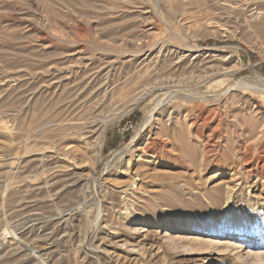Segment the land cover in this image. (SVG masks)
I'll return each instance as SVG.
<instances>
[{
    "label": "rangeland",
    "instance_id": "1",
    "mask_svg": "<svg viewBox=\"0 0 264 264\" xmlns=\"http://www.w3.org/2000/svg\"><path fill=\"white\" fill-rule=\"evenodd\" d=\"M262 23L264 0H0V264H264Z\"/></svg>",
    "mask_w": 264,
    "mask_h": 264
},
{
    "label": "bare ground",
    "instance_id": "2",
    "mask_svg": "<svg viewBox=\"0 0 264 264\" xmlns=\"http://www.w3.org/2000/svg\"><path fill=\"white\" fill-rule=\"evenodd\" d=\"M254 3V2H253ZM256 15V14H255ZM257 15H259V14H257ZM256 15V16H257ZM251 18V17H250ZM258 30L260 31V33H264V23H262L259 27H258ZM138 44V43H137ZM158 50V49H157ZM175 53V52H174ZM159 58V57H158ZM181 65V64H180ZM144 69H146V68H144ZM144 72V71H143ZM146 72V71H145ZM168 77V76H167ZM162 78V77H161ZM207 81V80H206ZM258 81V80H257ZM258 83V82H257ZM259 83H260V85L264 88V79H262V78H259ZM154 86V85H153ZM169 86V85H168ZM171 86V85H170ZM177 86V85H176ZM186 87V86H185ZM112 88V87H111ZM260 88V87H259ZM261 92H262V90H260ZM190 96V95H189ZM191 97V96H190ZM189 99H191V98H189ZM161 102V101H160ZM252 105V104H251ZM254 107V106H253ZM254 108H256V107H254ZM207 113V112H206ZM206 116V115H205ZM216 116V115H215ZM201 117V116H200ZM204 117V116H203ZM220 118V117H219ZM204 120V119H203ZM212 120V119H211ZM87 121V120H86ZM200 121H202V120H200ZM204 122L205 121H203L202 122V124H204ZM221 122V121H220ZM219 122V123H220ZM249 122V121H248ZM90 123V122H89ZM196 123V122H195ZM86 124V123H85ZM207 124V123H206ZM196 125V124H195ZM221 125V124H220ZM49 126V125H48ZM202 126V125H201ZM205 126V125H204ZM216 126V125H215ZM45 127H47V126H45ZM45 127H42V128H45ZM211 127V126H210ZM209 127V128H210ZM217 127V126H216ZM221 127V126H220ZM223 129V128H222ZM213 130V129H212ZM198 131V130H197ZM214 131H215V129H214ZM214 131H211L212 133L211 134H213V132ZM218 131V130H217ZM223 131H225V130H223ZM36 133H37V131H35ZM38 132H39V130H38ZM34 133V132H33ZM215 134V133H214ZM221 134V133H220ZM207 135H209V133L207 134ZM211 136V135H210ZM208 137V136H207ZM215 138V137H214ZM216 138H218V137H216ZM200 139V138H199ZM211 139V137L209 138L208 137V141ZM214 140V139H213ZM247 141V140H246ZM205 142H207V140L205 141ZM248 142V141H247ZM250 142V141H249ZM217 143H218V141H217ZM223 143V142H222ZM210 144V143H209ZM220 144V143H219ZM212 145V144H211ZM246 145V144H245ZM205 146H209L210 147V145H205ZM214 146H217L216 144L214 145ZM213 147V146H212ZM245 147V146H244ZM243 147V148H244ZM225 148V147H224ZM221 149V148H220ZM231 149V148H230ZM247 149V148H246ZM249 150V149H248ZM214 151V150H213ZM244 153V152H243ZM245 153H246V151H245ZM241 155H242V153H241ZM264 156V155H263ZM245 157V156H244ZM262 158V157H261ZM256 159V158H255ZM258 159V158H257ZM206 160V159H205ZM239 160H240V158H239ZM220 162V161H219ZM257 162V161H256ZM243 163H245V162H243ZM243 163L241 164V165H243ZM250 163H251V161H250ZM256 164V163H255ZM264 164V163H263ZM246 165V164H245ZM260 166V165H259ZM263 166V165H262ZM231 167H232V165H231ZM236 167V166H235ZM234 167V168H235ZM250 168H251V166H250ZM259 168V167H258ZM227 169H229V168H227ZM226 169V170H227ZM241 169H243V168H241ZM247 169V168H246ZM264 169V168H263ZM231 170V169H230ZM253 170V169H252ZM260 170H262V169H260ZM249 171V170H248ZM231 172V171H230ZM259 172H261V171H259ZM246 173H247V171H246ZM246 173H245V175H246ZM249 173V172H248ZM263 174V173H262ZM230 175V174H229ZM257 175V174H256ZM261 175V174H260ZM235 176V175H234ZM248 177V176H247ZM257 177H259V176H257ZM254 178V177H253ZM259 179H260V177H259ZM262 180V179H261ZM232 181V180H231ZM259 182V181H258ZM261 182V181H260ZM242 183V182H241ZM234 184V183H233ZM5 191V190H4ZM264 207V206H263ZM255 218V217H254ZM181 229L183 230V232L184 233H186V232H194V229H192V228H190L189 226H184V225H182L181 226ZM219 235H220V237H222V236H224V235H227V236H236L238 239H239V237H240V235L239 234H235V233H232V232H229V231H221V232H219Z\"/></svg>",
    "mask_w": 264,
    "mask_h": 264
}]
</instances>
